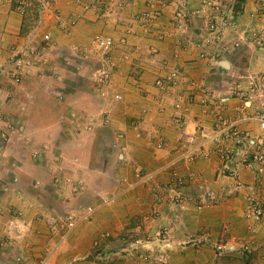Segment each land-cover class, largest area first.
I'll return each instance as SVG.
<instances>
[{
  "label": "crops",
  "instance_id": "1",
  "mask_svg": "<svg viewBox=\"0 0 264 264\" xmlns=\"http://www.w3.org/2000/svg\"><path fill=\"white\" fill-rule=\"evenodd\" d=\"M83 1L89 3L87 10L75 0H52L51 6L64 21L75 14L80 18L70 34L61 35L45 12L41 22L50 25L48 31L56 45L42 54V73L14 84L6 78L4 67L11 48L24 42L21 33L32 4L23 15L13 9L10 0H0V83L8 80L11 84L0 93V133L8 130L9 135L0 141L6 146L5 154L8 151L9 159L13 158L6 164L5 155L0 157V164H6L0 168V205L8 204L13 214L24 212L29 220L43 210L54 213L65 207V200H72L66 202L68 207L94 200L90 220L78 222L45 264H149L135 256L136 242L155 249L159 257L163 252L162 264H239L234 249L244 242L253 251L249 260L242 258L244 264H264V215L255 225L243 218L247 201L264 193V169L258 181L247 166L224 164L216 151L217 142L203 144L209 157L179 163L181 173L194 171L200 176L198 187L189 183L183 188V203H162L156 220L144 223L142 218L154 202L151 187L138 185L129 191L123 187L125 181L134 180L135 166L153 171L175 157L180 138L172 122L176 115L185 118L187 132L203 127L210 134L215 113H219L238 121L245 148H252L248 141L264 146V131L253 118L257 110L264 112V90L251 89L248 78L264 71V55L250 35L252 30L264 29V0H224L232 8L235 29L226 30L224 43L213 58L201 56L194 45L204 31L200 17H190L186 26L175 25L172 16L178 0H167L153 27L167 32L163 39L155 32L146 33L134 19L158 0ZM183 1L189 8L200 4V0ZM96 33L116 42L112 55L119 61L107 88H100L95 80L99 67L95 54L76 57L69 50L71 44L88 41ZM123 34H127V43L122 45L119 38ZM58 50L66 51L62 59L56 55ZM125 53L128 57L122 59ZM164 65L179 75L167 87L155 84L164 75ZM114 93L122 98L113 99ZM177 101L178 109L174 107ZM137 118L141 120L135 126ZM8 123L14 129L6 128ZM159 140L163 147L156 146ZM55 172H60L61 180L67 173L83 178V186L74 196L69 192L61 197L51 187ZM168 179L167 173H161L157 183L163 185ZM114 192V199L100 202L99 196ZM34 224L38 232L26 231L18 250L10 257L0 254V264H39L48 256L55 230L43 218ZM121 235L127 236L125 241ZM192 235L196 240L191 242ZM94 240L99 247H93ZM220 240L227 247L222 252L213 248ZM17 254L23 261H15Z\"/></svg>",
  "mask_w": 264,
  "mask_h": 264
},
{
  "label": "built area",
  "instance_id": "2",
  "mask_svg": "<svg viewBox=\"0 0 264 264\" xmlns=\"http://www.w3.org/2000/svg\"><path fill=\"white\" fill-rule=\"evenodd\" d=\"M27 0H17L16 8L18 11L24 10V5ZM41 4V8L48 5L47 0H37ZM77 4H81V0H75ZM167 0H158L156 3L150 2L148 9L135 15L134 19L141 22L143 29L146 33H154L158 39H163L166 36L163 30H154L153 27L156 26L157 19L162 14V9L166 6ZM83 6V7H82ZM83 10L88 9V4L81 5ZM190 17H200L203 21L204 31L200 33L194 45L199 49V54L201 56L210 55L213 58L215 53L224 43L227 36L226 30L231 28L234 30L235 22L232 16V8L227 7L224 0H200V4L195 8H189L183 0H178L175 4L173 10V21L177 26H186V21ZM80 14L72 15L66 21L58 20L60 23L61 30L66 34H70L71 28L78 22ZM130 33L129 29L127 31ZM251 38L254 46L260 50L264 55V29H255L251 31ZM50 33L46 32L42 35V40L45 43L50 41ZM120 44L127 43V34H123L119 38ZM116 46V42L113 37L104 34L93 35L88 45H77L71 44L69 50L71 54L76 57L85 56L93 52L98 62L101 64L97 73L98 84L103 87V85L108 84V80L114 73L118 66L119 59L112 55V51ZM43 46L42 49L38 47L30 40L27 43L24 41L20 45H15L11 48V54L8 59L9 67L5 70V74L11 79V81L21 82V79L30 68L38 65L43 57ZM39 56V57H38ZM127 54L122 55V59H127ZM38 58V60H36ZM41 58V59H40ZM162 70L164 75L159 76L155 80L157 86L173 85L178 80V72L176 70H171L164 65ZM249 85L251 89L254 90H264V71L262 73H252L248 76ZM113 98L115 100H120L122 95L120 93H114ZM224 101V99H223ZM203 105L209 108V102H203ZM175 108H180L179 101L174 103ZM211 113H215V110L211 108ZM216 119L211 129L210 134L203 127L196 128L195 132H187L185 129L186 120L182 115H176L172 122L175 127L180 131V138L178 143V148L175 157L169 159V161L162 167L153 170L142 172L139 167L134 168V180L127 183L128 188L135 187L136 185H144L151 187L150 190L154 196V202L152 203L150 214L152 217L159 214V206L162 204V197L165 193L172 203L183 202V188L189 184L197 181L200 176L194 171H188L186 173H181L179 169V163H190L196 160L198 157H209V150H206L203 144L207 141L217 142L216 151L222 162H239L256 174V179L260 181V174L264 169V146L263 143L254 144L253 141H248L249 145L252 146L251 149L245 148L244 138L242 132L238 128V121L230 120L219 113H215ZM255 120L259 123V126L264 131V112L262 110H257L253 116ZM141 118L133 120V125H139ZM12 128V126H11ZM7 132L2 131L0 138L6 140ZM3 138H2V137ZM200 141L198 145L196 142ZM157 147H163L164 142L159 140L156 144ZM254 146V147H253ZM36 154V153H35ZM34 154V155H35ZM161 173H167L169 179L163 185L157 183L158 176ZM155 185H153V183ZM160 190H163L161 192ZM111 199H103L102 202H107ZM201 208V204L197 206ZM94 208L88 206L83 216L86 217L93 212ZM264 215V193L255 199H251L248 206L245 208L244 217L251 220L253 223L259 222ZM79 219L75 217L74 214H68L65 221L61 224L60 229H64L65 232L60 236V240L57 241L54 246L56 247L60 241L64 240L66 234L75 227ZM108 235V233H106ZM12 244V241L8 240L4 242V246ZM93 247L98 245V240H94L92 243ZM54 247V248H55ZM52 248L50 252L54 249ZM247 248V247H245ZM49 252V254H50ZM48 256H44L39 260V264H45Z\"/></svg>",
  "mask_w": 264,
  "mask_h": 264
},
{
  "label": "rangeland",
  "instance_id": "3",
  "mask_svg": "<svg viewBox=\"0 0 264 264\" xmlns=\"http://www.w3.org/2000/svg\"><path fill=\"white\" fill-rule=\"evenodd\" d=\"M15 1H17V0H10V2H11V4H12V6H13V9L17 12V13H19V14H23V15H25V13H26V10H27V7L28 6H30L31 4V6H30V9H31V12H30V14H29V19H28V21L27 22H25V29L23 30V32L21 33V34H23L24 35V37H25V39H24V41L27 43V40H30L31 42H32V44H34V45H36L37 47H38V49L40 50V49H42V46H43V50L42 51H47L48 50V48L49 47H52V46H55L56 45V42H54V40H53V38L52 37H50V41H49V43H45L43 40H42V35L44 34V33H46V32H48V33H50V35H51V31H48V27H50V25L48 24V22H45L44 24H42V22H41V20H42V16H43V14L46 12V14L45 15H47V16H49V17H47L48 18V20H52V25H53V23H54V26H55V28L56 29H58V31H60V32H62V33H60L61 35H63V33L64 34H66L64 31H62L61 30V27H60V23L58 22V20H62V18L60 17L61 15H60V12H59V10H57V9H55L54 8V6H51V4H52V0H47L48 1V5H46V6H44L43 8H41L40 6H41V4L37 1V0H27L26 2H25V5H24V10H22V11H18V9L16 8V3H15ZM82 4H85V5H89V3L88 2H86V1H83V0H81V4H79V5H82ZM52 7V9H51V13L50 14H48V10H50V8ZM83 7V6H82ZM51 16V17H50ZM96 34H100V33H96ZM102 34V33H101ZM94 35V34H93ZM92 35V36H93ZM105 35V34H104ZM38 36V37H37ZM91 36V37H92ZM90 37V38H91ZM56 38V37H55ZM90 38H89V40H90ZM56 40V39H55ZM89 40L87 41H85V42H82V43H80V44H82V46L83 45H88L89 44ZM54 42V43H53ZM77 45H79V44H77ZM71 46V45H70ZM69 46V47H70ZM60 48V47H59ZM61 48H63V47H61ZM68 48V47H67ZM66 51L65 50H58V52H57V56L59 57V58H61L62 59V57L64 56V53H65ZM54 53V52H53ZM92 54H93V52H91ZM54 55V58H56V55H55V53L53 54ZM39 57V56H38ZM96 58V57H95ZM41 59V58H40ZM97 59V58H96ZM36 60H38V58L36 59ZM94 61V60H93ZM95 63H96V65L98 64L99 65V67H98V69L100 68V66H101V64L99 63V62H96V61H94ZM38 63V65H36V66H34L33 68H30V70L27 72V74H25L24 76H23V78L21 79V82H23V81H25V78L27 77V76H30V75H37V73L38 74H40V73H42V72H39L40 70H41V67H43L44 66V64H43V58L39 61V62H37ZM8 67H9V64L7 63L6 65H5V67H4V69L5 70H7L8 69ZM36 73V74H35ZM114 74V73H113ZM113 74L111 75V77L109 78V82H108V84H104L103 85V87H101L99 84V87L100 88H107V87H110L111 85H112V78H113ZM5 76H6V78H8L9 80H10V82H12V83H14V84H19L18 82H15V81H11V79L8 77V75L7 74H5ZM96 81H97V76H96V79H95ZM2 82H6V84H2V83H0V93H1V95H2V92H4V91H8L9 89H10V86H11V84L9 85V83H8V80H4V81H2ZM97 83H98V81H97ZM2 85H4V88L5 89H3V88H1V86ZM1 90H3L2 92H1ZM0 99H1V96H0ZM3 99H5V97H3ZM114 99V98H113ZM2 101V100H1ZM11 125L13 126V124H11V123H8L6 126V128H10L11 127ZM14 127V126H13ZM4 128V127H3ZM12 129H14V128H12ZM5 130H7V129H5ZM2 131V130H1ZM7 132H8V130H7ZM2 137V136H1ZM3 138V137H2ZM8 138H9V135H7L6 136V140H8ZM5 140V141H6ZM52 149V148H51ZM0 151H3V152H0V154H2V155H0V157L1 156H4V159H5V163L7 164L9 161H11V160H13V158H11V159H9V157H8V151H7V154H5V152L4 151H6V146L5 145H3V143H1V145H0ZM4 153V154H3ZM10 155H11V150H10V153H9ZM51 155H53L52 154V152H51ZM12 156V155H11ZM101 160H102V157H101ZM102 162H103V160H102ZM4 163V166H2L1 164H0V168L1 169H3L4 167H5V164ZM135 167H138V166H135ZM134 167V168H135ZM0 171H2V170H0ZM73 172V171H72ZM142 172H145L143 169H142ZM73 175V174H72ZM72 175H69V173H67L65 176H64V178L61 180L60 178L61 177H63L62 175H60V172H55L54 174H53V179H52V183H51V187L53 188V190H54V192H56V194L57 195H59V196H61V197H64L65 196V194H68L69 192L72 194L71 196H74L73 194H74V192H77V190L78 189H80L82 186H83V181H82V179L81 178H79V177H76V178H73L72 177ZM61 176V177H60ZM57 177H59V179L57 178ZM14 179V181L16 182V179L15 178H13ZM126 179V178H125ZM120 182L122 181V180H119ZM126 182V184H124V190L125 191H129V190H132V189H134L136 186H138V185H136L135 187H132V188H128L127 187V181H125ZM197 182H199L198 180L197 181H194L193 183H195V185H196V187H198V183ZM2 184V182L0 181V185ZM12 186H14V185H12ZM122 191V190H121ZM184 193V192H183ZM78 194V193H77ZM115 194H117V193H112V194H108V195H105V196H103V197H101V196H99L98 198H100L99 200H100V202L102 203V200L103 199H114L115 197H116V195ZM163 194V199H162V203L163 204H165V203H168V202H170L171 203V201L169 200V199H167L168 198V196L165 194V193H162ZM20 197H21V199L23 200V201H26V198H22V196L20 195ZM65 198H67V197H65ZM62 199V198H61ZM110 200V201H111ZM71 201L72 200H65L64 201V204L66 205L65 207H63V208H60L59 210H55L54 211V213H52L49 209H47L46 211L45 210H43V213H38L37 215H35L34 216V219H29L28 220V218L25 216V214H24V212H16L15 214H13L12 212H11V208L12 207H10L8 204H7V206L6 207H3L2 206V204L0 205V254H3V255H7L8 257H10V254H13V250L16 248L17 250H18V243L20 242V240L22 239V237L25 235V232L26 231H29V230H31V229H33V233H35V232H38L37 231V229H38V227H36V224H34V223H36V221H38V219H41V218H43L44 220H45V223L48 225V226H50L53 230H55V237H54V239H53V241L50 243L51 245H52V248H54L55 246H54V244L57 242V241H59L60 240V236H62V234H64V232H65V230L64 229H60L61 228V224L65 221V219H66V216L68 215V214H74L75 215V217L76 218H78L79 220L77 221V223L78 222H80V221H82V220H87V219H89L90 218V214L88 215V216H86V217H84L83 216V214H84V211H85V209L88 207V206H92L94 209L96 208V206H95V204L93 203L92 204V202L94 201L93 199H92V201H86V202H82L81 204H79V205H77V206H72V205H69L70 207H68V204L70 203L71 204ZM66 202H69V203H66ZM249 202H250V200H248L247 201V204H246V206H248V204H249ZM1 203V202H0ZM73 203H74V201H73ZM181 203H183V202H181ZM162 204V205H163ZM173 204H175V203H173ZM160 207V206H159ZM246 208V207H245ZM15 210V209H14ZM151 210V209H150ZM49 211V212H48ZM15 212V211H14ZM244 212H245V210H244ZM46 214V215H45ZM159 215L160 214H158V215H155L154 217H152V215L150 214V213H147V214H145L144 216H142V218L144 219V223H148V222H150V221H152V220H156V218H158L159 217ZM243 218L244 219H246L245 217H244V213H243ZM90 220V219H89ZM141 221H142V219H140ZM246 220H248V219H246ZM250 222H251V224H254L255 225V223H253L251 220H249ZM257 224V223H256ZM26 227V228H25ZM50 228V229H51ZM73 229V228H72ZM71 229V230H72ZM70 230V231H71ZM69 231V232H70ZM69 232L66 234V237H65V239L67 238V236H68V234H69ZM52 234H53V232H52ZM128 234H130V233H128ZM104 235H106V233L104 234ZM107 236V235H106ZM122 236V235H121ZM160 235L158 234V237H159ZM124 237V238H123ZM125 237H127L126 235H123L122 236V240L123 241H125L124 239H126ZM130 238V237H129ZM131 238H133V236L131 237ZM160 238H162V237H160ZM64 239V240H65ZM191 239H192V241H195L196 239L194 238V235H192L190 238H189V240L191 241ZM8 240H10V241H12V244H10V245H8V246H4L3 244H4V242L5 241H8ZM189 240H188V242H189ZM206 240V239H205ZM63 241V240H62ZM191 241V242H192ZM61 242V241H60ZM59 242V243H60ZM190 242V243H191ZM136 243H138L139 244V246L137 245V247H135L136 249L134 250V252H135V256H138L141 260H143V261H145V263L147 262V263H149V264H162V253H160V255H161V257H159V256H157V252H156V250L155 249H151L150 247H147V246H145V245H143V244H140L139 242H136ZM224 242L222 241V240H220V242L218 243H216L215 245H214V249H216V251H223L225 248H227L226 246H224L225 244H223ZM244 243V242H243ZM243 243H241V245H239V246H237L234 250H238V251H236L237 253H238V256L237 255H235L234 257L235 258H238V257H240V258H238L239 260H240V263L239 264H244V262H243V260H242V258H246V260H249V258H250V255H251V253L253 252L251 249H249V248H245L246 246L245 245H242ZM125 244V243H124ZM98 246V245H97ZM131 245H129V247H130ZM99 247V246H98ZM96 248V250H97V252L98 253H100V248ZM51 248V249H52ZM50 249V248H49ZM51 249L48 251L47 250V254H49V252L51 251ZM249 249V250H248ZM236 253V254H237ZM46 254V255H47ZM164 254V253H163ZM102 255V254H101ZM45 256V255H44ZM246 256V257H245ZM8 257H6V258H8ZM15 261L18 263V262H20V261H23V257L22 256H19L18 254L17 255H15ZM246 264H252V263H246Z\"/></svg>",
  "mask_w": 264,
  "mask_h": 264
},
{
  "label": "clouds",
  "instance_id": "4",
  "mask_svg": "<svg viewBox=\"0 0 264 264\" xmlns=\"http://www.w3.org/2000/svg\"><path fill=\"white\" fill-rule=\"evenodd\" d=\"M88 6H89V5H88ZM88 8H89V7H88ZM44 53H45V52L43 51V54H44ZM3 131H4V130H3ZM1 133H2V132H1ZM1 133H0V134H1ZM7 134H8V133H7ZM0 140H2V139L0 138ZM2 141H5V140H2ZM0 144H1V141H0Z\"/></svg>",
  "mask_w": 264,
  "mask_h": 264
},
{
  "label": "water",
  "instance_id": "5",
  "mask_svg": "<svg viewBox=\"0 0 264 264\" xmlns=\"http://www.w3.org/2000/svg\"><path fill=\"white\" fill-rule=\"evenodd\" d=\"M223 66H226L225 62L223 63Z\"/></svg>",
  "mask_w": 264,
  "mask_h": 264
},
{
  "label": "trees",
  "instance_id": "6",
  "mask_svg": "<svg viewBox=\"0 0 264 264\" xmlns=\"http://www.w3.org/2000/svg\"><path fill=\"white\" fill-rule=\"evenodd\" d=\"M15 3H16V1H15Z\"/></svg>",
  "mask_w": 264,
  "mask_h": 264
},
{
  "label": "bare ground",
  "instance_id": "7",
  "mask_svg": "<svg viewBox=\"0 0 264 264\" xmlns=\"http://www.w3.org/2000/svg\"><path fill=\"white\" fill-rule=\"evenodd\" d=\"M226 64V63H225Z\"/></svg>",
  "mask_w": 264,
  "mask_h": 264
}]
</instances>
